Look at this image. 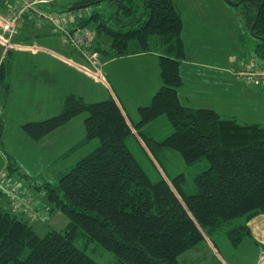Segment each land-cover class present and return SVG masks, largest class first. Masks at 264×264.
I'll use <instances>...</instances> for the list:
<instances>
[{
    "label": "trees",
    "instance_id": "trees-1",
    "mask_svg": "<svg viewBox=\"0 0 264 264\" xmlns=\"http://www.w3.org/2000/svg\"><path fill=\"white\" fill-rule=\"evenodd\" d=\"M230 1L240 6L256 38L254 50L264 57V0ZM6 2L0 0V8ZM107 5L109 13L103 11ZM64 7L79 13L88 7L76 21L95 30L92 47L102 60L157 53L161 84L150 103L138 106L135 122L127 120L112 96L87 101L71 92L59 112L22 124L38 140L85 113L77 146L89 145L57 183L43 184L48 200L68 217L63 230L40 236L23 217L0 205V264H99L75 244L78 238L109 250L113 264H202L205 254L179 255L221 232L234 245L249 237V218L264 211V126L181 103L179 66L186 52L174 1L68 0ZM10 68L3 58L0 89L5 91ZM161 120L169 124L168 133H159ZM134 143L164 175L150 178L131 148ZM163 148L177 150L188 165L207 160L190 189L184 172L168 175L162 167L158 152ZM8 167L17 168L15 161Z\"/></svg>",
    "mask_w": 264,
    "mask_h": 264
},
{
    "label": "rangeland",
    "instance_id": "rangeland-1",
    "mask_svg": "<svg viewBox=\"0 0 264 264\" xmlns=\"http://www.w3.org/2000/svg\"><path fill=\"white\" fill-rule=\"evenodd\" d=\"M173 1L181 15V36L186 52V57L179 66L182 81L184 80L183 86L179 89L181 103L196 107H212L223 117L233 116L241 123L257 122L264 126V81L248 82L244 75L237 76V72L246 71L251 66L258 68L264 66V57L254 50L256 38L250 33L240 6L233 4L230 0ZM57 3L68 5V0H57ZM105 4L106 1L102 3L103 6ZM53 8L59 9L57 5H54ZM101 8V5L95 6L97 10ZM103 11L109 13V6H105ZM87 12L88 10H83L84 14ZM46 30H50L49 35L34 32L36 36L29 39V43L33 40L45 52L66 57L76 65L81 62L80 64H83L87 70L84 71L80 68L82 71L80 72L77 66L64 61L61 64L55 63L60 66L53 68L49 73L52 75L53 82L48 85L43 84L42 89L45 90V93H37V97H41L44 102L48 101L51 104L52 95L50 91L59 88V91L65 90L68 93H75L74 90L80 91L81 82L83 90L87 92L91 90L87 95H83L87 101H93V95H98L99 100L110 96L116 97V92L111 91L114 84L105 74V61L99 62L102 76L97 79L94 75V66L82 56L79 57L80 54L67 41L63 40L60 33L52 28L49 29V27ZM44 37L59 39L62 47L60 44L42 42L41 39ZM0 44V62L3 58L12 61L14 50L11 49L10 52L8 48L6 51L2 42ZM21 56L20 64H33L35 57L29 52L21 54ZM143 56V61L141 59L135 60H137L136 62L142 61L144 65H147V72L143 76V78L148 79L145 83L147 85H144L142 80L136 83L135 78H132L133 75H130V80L135 83L132 85L128 82L126 75L123 81L118 80V86H114L115 88L121 87L128 93L126 104L123 99L124 95L119 96V98L123 101L133 121H137L139 117L138 105L150 103L153 94L160 87L158 58H154L156 55ZM120 60L115 61L113 69L121 70ZM44 62L53 64L50 60ZM20 68L25 72L23 65L18 67L17 79H19ZM54 70L58 73H54ZM44 80H46L45 76L40 74L38 81L43 82ZM138 90H140L139 95L136 93ZM49 107L54 109L52 105ZM30 109L37 111L38 107L32 102L31 107L27 108L28 114L33 116L34 114ZM28 114L26 113L20 120L30 119ZM84 114H76L65 123V127L59 129L61 130L59 133L56 131L52 137L38 139V141L32 139L23 127H19L15 118L5 120L3 124V131L0 135V190L2 191L0 192V205L14 211L18 216L31 223L40 236L50 229L63 230L68 223L67 215L48 200L47 191L43 184L48 181L57 183L58 175L66 171L78 159L83 150L87 149L89 143L77 146L84 133ZM0 117H2L1 111ZM158 126L159 133H168L171 130L167 121L161 120ZM76 142L77 144H75ZM131 148L151 179H156L159 172L164 175L161 167L150 160L136 143L131 145ZM158 154L161 158L162 167L167 170L168 175L184 172L187 190L192 187L193 175L208 165L206 159L190 165L185 164L179 152L171 148H163ZM8 161H15L17 168L8 167ZM10 194L28 200L32 204L33 210L28 212L23 207H14L7 199ZM224 236L227 235L221 232L213 238L221 248L220 251L228 264L260 263L256 252L251 247H247L245 241L238 249L231 247L232 245L229 243L223 246V239L221 238H225ZM74 242L99 264H113L114 257L109 250L92 242L85 244L81 238ZM202 242L198 245L199 249L189 248L179 255V259L205 252L207 258L203 264H226L217 252L207 251Z\"/></svg>",
    "mask_w": 264,
    "mask_h": 264
},
{
    "label": "crops",
    "instance_id": "crops-1",
    "mask_svg": "<svg viewBox=\"0 0 264 264\" xmlns=\"http://www.w3.org/2000/svg\"><path fill=\"white\" fill-rule=\"evenodd\" d=\"M54 5H57L59 7V9H61L62 6H64V5L58 4L57 0H53L51 5L46 4V3H38L37 4L38 7H40L43 10H46V11L58 10V9L53 8ZM1 9H3L2 11L5 12L4 7ZM48 27H49V29H51V26L49 23L41 22L39 25H37L31 19L24 18L19 24L17 34H15L13 36V45L9 48L10 52H11V49H13L14 53H13L12 61L10 59V67L11 68H10V73H9L8 89H7V91L0 89V108L2 107V109L0 110L1 115H2V117H0V121L2 123V131H3V124L5 123V120H7L9 118L10 119L15 118V120H16L15 122L17 123V125L19 127H22V124L24 123V121H22V120H28V121L36 120V119L39 120L40 118L43 119V118H46L47 116L48 117L51 116V113L53 115V112H54V114L59 112L62 108V105H63V98L66 95V93H68V91H65V90L59 91L60 90L59 88H57L56 90L50 91V93L52 95L51 96L52 101L50 100L51 104L48 101L44 102L41 99V97H37L36 96L37 93H41V94L45 93V90L42 89L43 84L48 85V84H51L53 82L52 75H49L50 71L53 68H59V66H60L59 64H61L63 61L68 63V64L75 65L79 69L81 68L80 65H83V64H80L81 62H79V61H78L79 63H77V65H76V63H74L73 61H71L69 59H66V57H63V56L55 54V53L45 52L44 50H42V48L37 46L35 44V41H33V40L31 43H29L28 40L31 39L32 37L36 36L34 34V32L35 33L38 32L39 34L49 35L50 30H46ZM41 41L44 43L52 42V43H55L58 45L60 44L62 47V44L59 42V39L55 40V37H44L41 39ZM0 43H1V41H0ZM62 51H63V48H62ZM26 52H29L30 55L35 57L33 64H29V63L28 64H20L19 63L21 58H22L21 54H26ZM143 55H156L154 58L157 59V53H151V52H146V51H137V52H133V53L119 55L116 57H110V58H107L104 60H102L100 58V60L105 61V63H106L105 64L106 77L110 78L112 80L114 86H118L119 81H123L125 79L126 75H127L128 82L131 83L132 85H134L135 83H133L130 80V75H133L132 78H135L136 83H138L142 80L143 84L147 85L145 83L148 81V79L143 78V76L147 72V65H144L142 63V61L144 60ZM79 57H81V55H79ZM118 59H121L120 60L121 61L120 62L121 70L113 69L115 61ZM135 59H137V60L141 59L142 61L136 62L137 60H135ZM45 60H50L53 62V64L52 63L46 64L44 62ZM55 63H59V64H55ZM125 63H127V64H125ZM22 65H23V68L25 69V72L20 68L19 72H18L19 79H17V73H16L17 68L22 66ZM158 66H159V64H158ZM81 69L78 71L82 72ZM153 70H154V67H153ZM53 72L58 73V71H55V70ZM40 74L45 76L46 80H44L43 82L38 81V76H40ZM80 84H81L80 91L74 90L75 93L80 94L82 96L87 95L91 90H89L88 92L83 90L82 82ZM160 84H161V79H160ZM183 84H184V80H183L181 86H179V88H178V94H179V89L183 86ZM114 86L111 87V91L112 92L114 91V93L116 92L115 95L116 94L118 95V99H117V95L114 98L116 99V101L120 105V107H121L124 115L126 116L127 120H129V122L130 121L132 122L133 120L130 117L129 113L127 112L123 101H121L119 98V96L121 97L122 95H124L123 99H124V102L126 104V96L128 95V93L124 89H122L121 87L115 88ZM58 87H60V84H58ZM139 91L140 90L136 91L137 95H139V93H140ZM32 95H33V97H32ZM92 100L93 101L99 100L98 95H93ZM32 102L36 104V106L38 107V110L35 111V110L30 109L31 112L34 114L33 116H30L28 114L27 108L31 107ZM51 105H52V107H54V109L49 107ZM140 105L141 104H139L138 106H140ZM23 112H24V115L27 113L30 116V119L20 120V118H22L24 116L22 114ZM84 117H85V114H84ZM133 122H135V121H133ZM62 127H65V124L59 126L58 128L54 129L53 131L47 133L46 136H43L41 139H46V137H52V135H54V133L56 131L59 133L61 131L59 129H61ZM41 139H39V140H41ZM81 139H82V137H81ZM36 141H38V140H36ZM75 144H77V142ZM0 192H2V191L0 190ZM3 193H5V192H3ZM32 208H33V206L31 205V210H28L27 208H26V210L29 212V211L33 210ZM248 226H249V230L251 233V235L249 237H246L245 239H243L239 244L234 245L231 243V241L228 239L227 236H224L225 238H221V239H223V241H222L223 246L224 245L226 246V245H228L227 243H229L232 245L231 247L238 249V248H240L242 243H244V241H245L246 246L251 247L256 252L257 259H259V262H260L259 264H264V211L251 216L248 220ZM202 243H203V247L207 251L211 250V253L217 252V254L219 256H221V259H223V261L226 264H228V261L226 260L224 255H222V253L220 251L221 248L215 243L214 238L211 239L209 237H205ZM198 245L195 246L196 249H199ZM201 254L206 255V257L204 258V261H203V263H204L205 259L207 258V253L203 252ZM197 255H199V254H197Z\"/></svg>",
    "mask_w": 264,
    "mask_h": 264
},
{
    "label": "built area",
    "instance_id": "built-area-1",
    "mask_svg": "<svg viewBox=\"0 0 264 264\" xmlns=\"http://www.w3.org/2000/svg\"><path fill=\"white\" fill-rule=\"evenodd\" d=\"M53 0H7L4 9L0 8V36L5 50L13 45V36L17 34L19 23L24 19H31L39 25L41 22L49 23L51 28L62 35L63 40L68 42L88 63L95 68V77L100 78V56L93 49L92 42L95 30L89 26L79 25L77 16L83 14L73 9L61 8L54 11H46L37 6L38 3L52 4ZM82 10H89L88 7ZM81 10V11H82ZM80 67L86 71L84 65ZM238 76L244 75L246 81H264V68L251 66L246 71L237 72ZM1 181V180H0ZM5 185H8L5 183ZM9 199L14 207H23L31 210V204L26 199H21L15 194H10Z\"/></svg>",
    "mask_w": 264,
    "mask_h": 264
}]
</instances>
